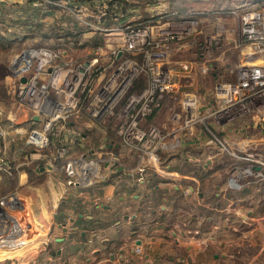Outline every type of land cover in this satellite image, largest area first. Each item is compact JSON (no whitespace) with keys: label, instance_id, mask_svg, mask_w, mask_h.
Segmentation results:
<instances>
[{"label":"built area","instance_id":"built-area-1","mask_svg":"<svg viewBox=\"0 0 264 264\" xmlns=\"http://www.w3.org/2000/svg\"><path fill=\"white\" fill-rule=\"evenodd\" d=\"M98 1L40 2L73 12L90 31L120 33L121 44L111 48L114 41H106L109 53L96 49L85 60H63L60 49L34 44L15 53L9 64L17 104L28 109L32 119L25 137L26 147L33 151L28 162L61 171L68 186H87L104 178L101 163L105 168L118 166L116 145L136 152L141 167L163 171L166 152L201 135L204 145L231 160L224 162L230 165L232 186L250 184L249 178L264 180V0L243 8L233 80L225 77L224 53L217 54L223 45L220 24L207 34L191 14L166 23L162 17L154 23L127 19L116 23L119 15L109 0ZM150 9L164 14L162 9ZM95 10L97 21L86 20ZM111 19L114 23L102 24ZM197 77L205 83L200 91L195 88ZM84 105L92 118L110 125L112 136L89 153L73 155L68 141L75 139L66 137L74 124L69 118ZM163 108L167 120L158 122L155 117ZM18 128L0 127V140L15 138ZM8 162L0 157V167L12 172L13 160ZM22 195L18 189L0 192V253L33 241L29 218L25 221L22 215L28 211ZM142 250L135 248L137 253Z\"/></svg>","mask_w":264,"mask_h":264},{"label":"crops","instance_id":"crops-1","mask_svg":"<svg viewBox=\"0 0 264 264\" xmlns=\"http://www.w3.org/2000/svg\"><path fill=\"white\" fill-rule=\"evenodd\" d=\"M167 117L163 108L155 120ZM24 128L0 140V157L13 160L12 172L0 167V192L29 198V222L39 230L34 241L1 252L6 259L25 252L23 264H264V180L232 186L230 159L201 135L166 152L163 171L141 167L136 152L116 145L117 167L68 186L61 171L41 164L31 171Z\"/></svg>","mask_w":264,"mask_h":264},{"label":"rangeland","instance_id":"rangeland-1","mask_svg":"<svg viewBox=\"0 0 264 264\" xmlns=\"http://www.w3.org/2000/svg\"><path fill=\"white\" fill-rule=\"evenodd\" d=\"M40 1L5 0L0 4V10L2 11L0 13V127L2 128L6 125H13L14 127L22 125L25 127L24 129L29 131L31 127L32 119L30 120L31 115L27 113L28 109L19 107L15 98L14 78L9 70V64L15 53L34 44H47L60 49L63 60L82 61L91 57L96 49L102 53H109L111 49L105 47L107 40L114 41L111 48L122 43L120 33L106 34V32L100 30L90 31L85 23L80 20V17L74 15L73 12L62 6L54 7L55 5L50 6V4L41 3ZM101 1L99 0L97 4H101ZM256 1L262 0H131L125 2V5H120L117 12L115 5L112 10L113 13L119 15V18L114 20L116 23L118 19L124 18L132 23L138 21L154 23L157 22L156 20L159 17H162L161 22L166 23L169 18L179 20L183 18L182 16L191 14L195 15V18L199 21V29H203L207 34L216 31L218 24H220L219 27H223L224 30L222 32L223 45L217 54L224 53L223 57H225V64L228 69L225 77L228 80H233L235 74L231 73V70L236 60L235 52L237 48H235V43L239 42L240 39L239 26L243 8L245 4L255 3ZM150 8L155 9V12L162 9L164 14H155ZM96 11L92 13L94 16H89L86 20L97 21ZM112 19L110 21L103 20L102 24L114 23ZM182 57L185 58L186 55L184 54ZM196 80L195 88L199 91L204 89L205 83L203 84L201 77H197ZM69 121L75 122L73 125L70 124L72 130L69 131V134H66V137L69 136V138L75 139L73 142L68 141L69 144L71 143L69 145L70 154L89 153L92 148L97 149L104 141L111 139L112 130L110 125L105 124L104 120V123H99L92 118L87 105L83 106L82 112L72 115ZM13 134L17 136L15 131ZM53 136L55 142L56 135ZM52 150H55V146H52ZM36 165H31L32 172L33 166ZM100 172H105L102 163ZM248 180H250V184L261 182L255 181L253 178ZM22 196L27 202L30 201L26 196ZM30 212L32 211L26 210L22 214L25 216V221L27 217L30 219ZM20 217L23 220L21 214ZM32 223L30 220V224ZM24 225L27 226V223L24 222ZM32 227L37 235L39 229L36 224ZM24 253L17 257V264H23L22 261L26 255ZM7 257V255H0V260ZM13 259L8 260L12 261ZM3 263L0 262V264ZM5 264L11 263L6 262Z\"/></svg>","mask_w":264,"mask_h":264},{"label":"trees","instance_id":"trees-1","mask_svg":"<svg viewBox=\"0 0 264 264\" xmlns=\"http://www.w3.org/2000/svg\"><path fill=\"white\" fill-rule=\"evenodd\" d=\"M80 1H87V0H80ZM109 2L112 5V7L115 5L116 12L119 10L118 8H119L120 5H123V4L125 5L127 3V2L126 3L123 2L122 0H109Z\"/></svg>","mask_w":264,"mask_h":264},{"label":"water","instance_id":"water-1","mask_svg":"<svg viewBox=\"0 0 264 264\" xmlns=\"http://www.w3.org/2000/svg\"><path fill=\"white\" fill-rule=\"evenodd\" d=\"M22 80L25 81L26 80V77H23ZM35 119H38V116H35ZM44 169H45L44 167L41 168V170H44Z\"/></svg>","mask_w":264,"mask_h":264},{"label":"bare ground","instance_id":"bare-ground-1","mask_svg":"<svg viewBox=\"0 0 264 264\" xmlns=\"http://www.w3.org/2000/svg\"><path fill=\"white\" fill-rule=\"evenodd\" d=\"M95 167L97 168V165Z\"/></svg>","mask_w":264,"mask_h":264}]
</instances>
